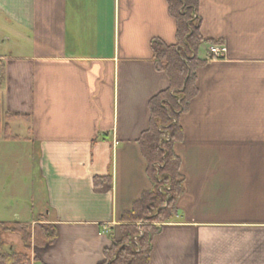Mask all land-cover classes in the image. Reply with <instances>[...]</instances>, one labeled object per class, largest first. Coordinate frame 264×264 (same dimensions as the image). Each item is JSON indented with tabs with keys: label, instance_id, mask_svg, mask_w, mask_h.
I'll use <instances>...</instances> for the list:
<instances>
[{
	"label": "crops",
	"instance_id": "crops-1",
	"mask_svg": "<svg viewBox=\"0 0 264 264\" xmlns=\"http://www.w3.org/2000/svg\"><path fill=\"white\" fill-rule=\"evenodd\" d=\"M199 16L215 43L179 119L178 216L149 264H264V0H200ZM177 30L167 0H0V134L36 146L46 214L25 223L57 235L33 264H103L123 240L154 187L139 144L150 103L171 85L152 42L177 45Z\"/></svg>",
	"mask_w": 264,
	"mask_h": 264
},
{
	"label": "trees",
	"instance_id": "trees-1",
	"mask_svg": "<svg viewBox=\"0 0 264 264\" xmlns=\"http://www.w3.org/2000/svg\"><path fill=\"white\" fill-rule=\"evenodd\" d=\"M167 1L177 22L178 43L167 45L154 40L152 48L156 68L166 72L171 85L151 101L150 128L139 140L154 187L124 215L129 224L123 228V240L106 251L103 264H149L154 237L178 216V199L184 193L181 160L174 150L175 144L183 138L179 119L189 110L198 93L197 71L206 63L198 57L200 49L205 43L215 42L206 41L201 35L200 0ZM1 95L0 91V133L3 128ZM0 228L6 233L20 235L25 250L5 252L0 232V264H33L29 254L32 241L36 245L53 243L57 237L55 229L43 223L33 227L30 223L8 225L0 222Z\"/></svg>",
	"mask_w": 264,
	"mask_h": 264
},
{
	"label": "rangeland",
	"instance_id": "rangeland-1",
	"mask_svg": "<svg viewBox=\"0 0 264 264\" xmlns=\"http://www.w3.org/2000/svg\"><path fill=\"white\" fill-rule=\"evenodd\" d=\"M0 91L2 94V85ZM16 136L18 134L11 132L0 134V222L8 225L25 223L46 214L38 170L39 152L27 135L25 141ZM0 232L4 251L14 246L19 252L20 235L6 233L1 228Z\"/></svg>",
	"mask_w": 264,
	"mask_h": 264
},
{
	"label": "built area",
	"instance_id": "built-area-1",
	"mask_svg": "<svg viewBox=\"0 0 264 264\" xmlns=\"http://www.w3.org/2000/svg\"><path fill=\"white\" fill-rule=\"evenodd\" d=\"M226 52H227V49L225 46H212L210 48V53L214 59L223 58L225 56ZM164 138H166L165 135H164Z\"/></svg>",
	"mask_w": 264,
	"mask_h": 264
}]
</instances>
